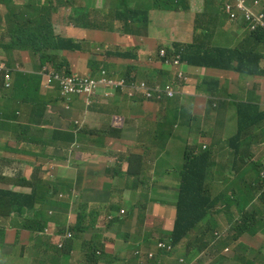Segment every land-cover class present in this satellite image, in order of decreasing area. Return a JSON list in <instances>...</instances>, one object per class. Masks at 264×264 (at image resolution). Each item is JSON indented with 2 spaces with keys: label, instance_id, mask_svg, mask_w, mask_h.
Segmentation results:
<instances>
[{
  "label": "clouds",
  "instance_id": "9594fccd",
  "mask_svg": "<svg viewBox=\"0 0 264 264\" xmlns=\"http://www.w3.org/2000/svg\"><path fill=\"white\" fill-rule=\"evenodd\" d=\"M190 1L200 5L190 9ZM207 1L183 0L176 10L166 12L154 6L146 10L141 0H64L66 9L75 14L71 36L76 48L69 73L63 77L48 70L47 64L32 70L18 64L23 55H34L26 48L18 47L15 55L9 51L18 61L9 67L18 73L19 82L26 83L22 79L29 76L26 84L39 90L57 80L65 96L63 110L58 112L62 118L53 127L42 125L44 114L20 99L23 111L15 114L22 115L26 124L11 133H0V218L8 216L5 207H13L23 195L42 197L51 205L53 218L58 216L63 224L57 228L59 243L55 246L65 243L68 258L79 248L84 255L79 264H87L86 247L93 237L104 252L135 255L138 248L154 249L155 242L148 236L124 238L132 231L128 210H144L152 225L159 216H175V202L188 187L207 203L199 222L207 218V223L198 229L205 234L202 241L220 238L216 232L212 234L210 222L222 237H232L228 232L238 223L239 235L231 245L237 244L225 251L241 252L249 264H264V213L255 207V198L264 199V116L244 113L250 106L264 112V41L253 45L248 57L231 52L228 68L213 64L228 48L239 47L245 32H264V0H222L223 30L228 36L220 37L219 32L215 39L210 38L218 32L215 30L202 37V22L196 18L207 9ZM167 4L177 5L178 0ZM0 5L6 7L0 35L6 29H27L19 18L28 6L23 0H6ZM125 9L134 13L128 17ZM186 15L191 19L179 29ZM231 27H242L241 36ZM139 35L146 36L143 48L149 45L148 52L136 54L131 45ZM175 44L181 45L179 51ZM184 50L191 53L184 54ZM0 68L4 70L2 83L8 87L11 76L1 56ZM152 102L167 110V116L156 120L121 106H151ZM103 104H115L118 112L123 111L118 114L117 128L113 126L116 130L104 122ZM129 124L144 128L138 132L141 145L109 154L119 162L107 167V182L83 188L75 203H68L71 191L48 179L52 174L67 175L62 161L68 142L50 138V134L70 128L91 147H98L104 139H123ZM233 124L244 125L251 132L244 133ZM43 134L47 140L40 144ZM45 160L46 168H41ZM117 242L122 249L115 248ZM4 245L9 251L8 241ZM164 245L158 242L157 249Z\"/></svg>",
  "mask_w": 264,
  "mask_h": 264
},
{
  "label": "trees",
  "instance_id": "16d2710c",
  "mask_svg": "<svg viewBox=\"0 0 264 264\" xmlns=\"http://www.w3.org/2000/svg\"><path fill=\"white\" fill-rule=\"evenodd\" d=\"M5 1L0 0L4 3ZM182 1L178 0L177 5L167 4V2H173V0H141V3L146 10H150L154 6L158 10L169 12L176 10ZM23 2L30 6L29 11L19 14V18L27 29L17 30V27L12 30L6 29L0 35V49L15 51V55L18 52V47L26 48L34 55H23L18 59L19 64L21 63L29 70L40 64H47L48 70L59 77H63L69 73L72 64V50L76 48L71 36L73 33L71 25L75 19V14L66 9L64 0H23ZM207 5V9L196 16L202 22V37H209L212 30L220 32V37H227L228 34L223 30L226 16L222 12V0H208ZM136 10L134 9V11ZM34 11L35 13L32 14ZM122 11L128 17L134 13L129 9ZM52 26L56 28L58 34L54 33ZM245 34L239 47L228 48L227 53L219 55L213 64L221 68H228L231 52H240L248 57L251 47L259 41H264L263 31L245 32ZM174 47L179 51L181 45L175 44ZM190 53V50H184V54ZM3 73L4 70L0 68L2 76ZM22 80L27 83L29 76L23 77ZM62 90V85L57 80L39 90H33L32 85L26 84L20 92V99L26 103H31L35 109L42 106L45 111L38 110L41 115L50 110L62 112L63 104L61 101L65 96L61 93ZM143 105L150 104L144 103ZM102 106L106 109L104 122H107L110 128L116 127L115 124L118 123L117 117L119 114L117 105L103 104ZM121 106L127 111H134L135 115L155 118L156 120L166 117L168 114L167 110L157 106L154 109L134 107L128 103H121ZM250 112L264 116V112H260L255 106L247 107L244 111V113ZM86 131H90L88 127ZM69 134H72L70 128L61 132H53L49 137L66 143L69 140ZM103 135L108 134L104 132ZM46 140L44 134L39 137L40 144L45 143ZM258 182H260V179ZM262 183L264 184V180H262ZM259 195L261 196L262 193ZM40 199L42 197L36 195H23L13 207H5L4 210L9 215L0 218V264H3L2 260L4 264H32L33 260L37 264H58L60 260L68 258L69 252L66 244L63 243L61 247H56L49 238V232L53 228L49 222V217L44 216L43 211L35 207L37 200ZM41 202H43V199ZM175 207V216L165 215L164 218L159 216L153 221L152 225L148 214L144 210L138 207L128 210V225L131 226L132 231H127L124 238L127 240L132 235L148 236L151 241L155 242L154 249L143 250L138 248L135 255L104 252L101 251V248H98V243L93 237L86 247L87 264H202V257L208 259L207 264H249L247 260H243L241 252L237 253L235 250L227 252L224 249L225 247L230 248V244L238 238V223L233 228L235 233L232 237H222L221 233L213 228L215 223L210 222L211 225L209 224V226L212 234L216 232L220 235V238L216 242L202 241L204 240V232L194 227L199 224L202 218L201 213L207 207L204 197L187 187L175 202ZM79 223L80 215H77L76 227ZM9 228H15L14 231L17 235L22 234L31 239L30 247L25 248V244H22V246L18 244V253H12L10 250L5 253L4 249L1 248L5 242L9 241V235L6 231ZM43 235H45V238ZM18 238L16 236L14 242ZM157 241L165 244L164 247H158L157 249ZM181 246H184L183 250H179Z\"/></svg>",
  "mask_w": 264,
  "mask_h": 264
},
{
  "label": "rangeland",
  "instance_id": "374dc122",
  "mask_svg": "<svg viewBox=\"0 0 264 264\" xmlns=\"http://www.w3.org/2000/svg\"><path fill=\"white\" fill-rule=\"evenodd\" d=\"M101 2L98 3L100 5ZM29 5L26 6L25 11L29 10ZM6 10L3 7H0V13H4ZM186 22L182 25H179V29H182L184 26H186L189 22V19L191 17L189 15L185 16ZM234 32V34L237 37L241 36L242 33V27L233 30L232 27L230 28ZM229 31V30H227ZM219 37V32H213L210 36L211 39H215ZM147 44L146 36L139 35L136 38L131 40V45L136 48V54L138 52H148L149 51V45L144 49V45ZM15 62H18L14 59H12L11 65H14ZM19 64V63H18ZM0 80H2V75L0 74ZM225 96V95H224ZM188 100L191 101L192 98L188 96ZM225 100H228V97H224ZM135 103V102H134ZM151 106H145L142 104H135L134 107H142L145 109H154L156 107V103L152 102ZM39 111H45L43 107L38 106ZM123 111L119 110V114H122ZM86 114H83L82 119H84ZM62 117L58 112L55 111H48L43 116H41V124L46 125L48 127H53L55 122H58ZM233 127L235 129H239L240 131L244 133H250L251 129L241 125V124H233ZM114 130H116L113 127ZM144 128L142 126H137L135 124H129L127 125L124 137L121 140H112V139H104L102 141V145L98 147H91L87 142L86 139L83 136H80L78 132H74L73 134H69V140L68 143L64 145V153L66 156V159L62 161L65 165L66 173L67 175L65 177H57L56 175L52 174L48 177L49 181L54 182L57 186H63L66 189H69L72 193V197L67 198L68 203H75L74 200L78 199V194H80L85 187H99L103 185V183L107 182V167L110 165H115L119 162V159L117 156L111 157L108 156L109 154H112L115 151H123V150H130L135 149L137 146L141 145L139 140V134L138 132L143 130ZM264 135V131L261 132ZM45 137H48V135H45ZM264 143V138L262 140ZM43 165H40L41 168H46L47 161L41 162ZM249 165L254 168L253 163H249ZM235 178L232 179L234 181ZM163 197H168V195L164 194ZM42 199L37 200V204L35 207H38L40 210L43 211L44 216L49 217V222L52 225L53 229L50 233V240L53 242V244L59 243V232H58V226H62L63 224L58 221L57 218H53L54 215L50 211L51 205L46 201L43 200V202L40 203ZM73 209V208H71ZM236 214V209H234ZM207 223V218H204L201 223L196 225L194 228L197 230L203 227ZM224 224L226 222L224 221ZM9 235V241L7 248L10 249L12 253H18L19 247L17 246L20 244H25V248H29L32 241L31 239L27 238L24 235H17L14 231V229L9 228L6 229ZM220 232V231H219ZM234 233L233 230H230L228 232L229 235H232ZM18 236L19 238L14 242V238ZM45 238V235H43ZM237 243L230 244V247L236 245ZM17 246V247H16ZM6 246H2V250ZM116 249H122V244L120 242H117L115 244ZM184 246H181L179 250H183ZM76 254H70V257L65 262H59L58 264H79V261L84 258L83 252L77 248ZM5 253L8 252V250H3ZM27 253V251H26ZM2 259V258H1ZM181 260V258H179ZM2 263L4 264V261L2 260ZM208 259L206 257H202V264H207ZM32 264H37L35 260H33ZM100 264V263H99Z\"/></svg>",
  "mask_w": 264,
  "mask_h": 264
},
{
  "label": "crops",
  "instance_id": "0c3cea01",
  "mask_svg": "<svg viewBox=\"0 0 264 264\" xmlns=\"http://www.w3.org/2000/svg\"><path fill=\"white\" fill-rule=\"evenodd\" d=\"M200 2L190 1V9H194L193 6H199ZM6 8L4 6H1ZM4 18V14L0 13V25ZM181 21L180 24H183ZM0 56L4 59L6 66L9 68L11 81L8 87H5L0 80V133H11L22 125L26 124V119L22 115L15 113H22L23 105L20 101V92L23 90L26 83L19 82V75L13 71L9 66L13 59V54L0 50ZM202 128L206 125L204 120L202 121ZM264 185V184H263ZM255 207L260 213H264V199L255 198Z\"/></svg>",
  "mask_w": 264,
  "mask_h": 264
},
{
  "label": "built area",
  "instance_id": "2783aa9c",
  "mask_svg": "<svg viewBox=\"0 0 264 264\" xmlns=\"http://www.w3.org/2000/svg\"><path fill=\"white\" fill-rule=\"evenodd\" d=\"M240 3V2H239Z\"/></svg>",
  "mask_w": 264,
  "mask_h": 264
}]
</instances>
